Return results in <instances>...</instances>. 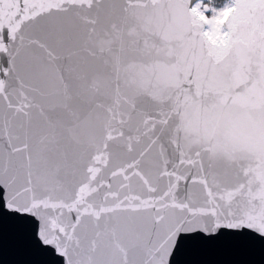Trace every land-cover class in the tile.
Masks as SVG:
<instances>
[{
    "label": "snow or ice",
    "instance_id": "snow-or-ice-1",
    "mask_svg": "<svg viewBox=\"0 0 264 264\" xmlns=\"http://www.w3.org/2000/svg\"><path fill=\"white\" fill-rule=\"evenodd\" d=\"M264 264V0H0V264Z\"/></svg>",
    "mask_w": 264,
    "mask_h": 264
},
{
    "label": "water",
    "instance_id": "water-1",
    "mask_svg": "<svg viewBox=\"0 0 264 264\" xmlns=\"http://www.w3.org/2000/svg\"><path fill=\"white\" fill-rule=\"evenodd\" d=\"M5 258L7 261H9V264H12V262H14L18 257L9 252Z\"/></svg>",
    "mask_w": 264,
    "mask_h": 264
}]
</instances>
